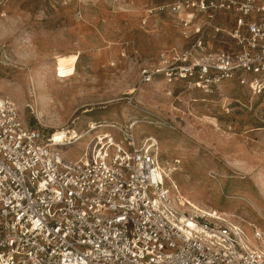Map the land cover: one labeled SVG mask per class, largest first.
Listing matches in <instances>:
<instances>
[{
	"label": "built area",
	"instance_id": "obj_1",
	"mask_svg": "<svg viewBox=\"0 0 264 264\" xmlns=\"http://www.w3.org/2000/svg\"><path fill=\"white\" fill-rule=\"evenodd\" d=\"M160 12L190 45L160 50L140 85L163 77L205 93L227 82L264 93V0H173L148 7L143 23ZM139 122L90 123L55 145L0 93V264H264V232L251 238L190 207L157 138L137 139ZM91 133L79 158L59 150Z\"/></svg>",
	"mask_w": 264,
	"mask_h": 264
},
{
	"label": "rangeland",
	"instance_id": "obj_2",
	"mask_svg": "<svg viewBox=\"0 0 264 264\" xmlns=\"http://www.w3.org/2000/svg\"><path fill=\"white\" fill-rule=\"evenodd\" d=\"M172 1L0 0V93L49 137L140 120L137 139L157 138L162 164L175 169L171 180L190 207L252 238L255 227L264 232V93L236 82L205 93L163 77L140 85L141 68L160 50L190 45L168 12L142 21L148 7ZM93 135L59 150L77 159Z\"/></svg>",
	"mask_w": 264,
	"mask_h": 264
},
{
	"label": "bare ground",
	"instance_id": "obj_3",
	"mask_svg": "<svg viewBox=\"0 0 264 264\" xmlns=\"http://www.w3.org/2000/svg\"><path fill=\"white\" fill-rule=\"evenodd\" d=\"M57 74H59V72L57 71ZM88 111H90V109H86L84 112H88ZM91 127L93 128V129H95V128H98V125H96V124H92L91 125ZM56 134V133H55ZM64 134V133H63ZM72 134H73V131H70L69 133H67L64 137H59L58 136V134L57 135H55V136H53V137H50V141H54V142H56L55 143V145H63L62 144V142L65 140V139H67V140H72L73 138H75V137H77L79 134H77V136H72ZM172 175V174H171ZM170 175V176H171ZM187 203V202H186ZM190 204V203H189ZM191 205V204H190ZM192 206H195L198 210H200L202 213H204L205 215H207V216H211V217H214L215 218V216H213V214L212 213H210V212H208V211H206V210H204V209H202V208H199L198 206H196V205H192ZM189 221V225L190 226H196V223L195 222H193V221H191V220H188Z\"/></svg>",
	"mask_w": 264,
	"mask_h": 264
},
{
	"label": "crops",
	"instance_id": "obj_4",
	"mask_svg": "<svg viewBox=\"0 0 264 264\" xmlns=\"http://www.w3.org/2000/svg\"><path fill=\"white\" fill-rule=\"evenodd\" d=\"M145 14V13H144Z\"/></svg>",
	"mask_w": 264,
	"mask_h": 264
}]
</instances>
